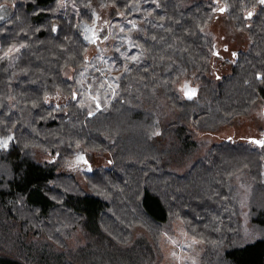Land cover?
Listing matches in <instances>:
<instances>
[{
	"label": "trees",
	"instance_id": "obj_1",
	"mask_svg": "<svg viewBox=\"0 0 264 264\" xmlns=\"http://www.w3.org/2000/svg\"><path fill=\"white\" fill-rule=\"evenodd\" d=\"M4 3L14 8L0 21V139L10 140L0 148V264H160L176 223L199 240L200 264H264V143L194 140L260 101L264 4L105 0L118 11L109 47L89 57L91 0ZM222 5L250 44L218 77L205 29ZM191 77L193 98L177 88ZM95 153H110V166L85 168V186L60 172Z\"/></svg>",
	"mask_w": 264,
	"mask_h": 264
},
{
	"label": "rangeland",
	"instance_id": "obj_2",
	"mask_svg": "<svg viewBox=\"0 0 264 264\" xmlns=\"http://www.w3.org/2000/svg\"><path fill=\"white\" fill-rule=\"evenodd\" d=\"M223 7L217 8L220 10ZM14 5L9 3L0 4V21L10 16L13 12ZM89 11L96 15V23L94 27H83L84 36L87 41L94 42L89 51V57H92L97 52V47L102 50H107L109 45L107 37V23L118 14V11L111 6H107L105 0H91ZM219 13H221L219 11ZM224 13V12H223ZM221 13L206 27L205 33L213 40V68L215 75L224 77L231 73L232 68L238 59L240 51L245 50L250 44L249 35L243 29L236 27L228 15ZM96 41V42H95ZM16 49L11 50L10 54H14ZM73 70L68 69L65 73V78L71 79ZM108 85L113 86L114 81L108 80ZM200 83L189 78L178 84L177 88L183 96L195 97L200 87ZM50 102H63L64 97L57 95L48 98ZM97 109L102 106L94 97ZM236 140L238 142H253L254 139L261 141L264 139V92L260 96V101L246 116L234 118L228 124L220 126L217 130L198 131L194 140L204 142L207 146L214 143H221L226 140ZM9 139H0V148L9 144ZM257 144V143H253ZM204 151V148L202 152ZM110 153L92 154L90 160L79 154V159L75 162L69 161L64 164L59 170L62 173H72L77 176L83 186H85L81 172L85 168L110 166ZM239 184L240 179L238 177ZM242 191L247 189V185H243ZM241 191V192H242ZM263 203V202H262ZM241 207L243 214L241 216L242 226L244 227L245 238H251L253 229L249 219V209L246 202V192L243 191L241 199ZM200 242L196 238L189 235L180 224L176 223L172 229V233H166L163 243V258L160 264H200Z\"/></svg>",
	"mask_w": 264,
	"mask_h": 264
},
{
	"label": "water",
	"instance_id": "obj_3",
	"mask_svg": "<svg viewBox=\"0 0 264 264\" xmlns=\"http://www.w3.org/2000/svg\"><path fill=\"white\" fill-rule=\"evenodd\" d=\"M223 9V11H221ZM221 13H223L225 11V6H223L220 10H219ZM254 141H257V139H254ZM259 142H264V139H262L261 141ZM259 146L263 145V143H257Z\"/></svg>",
	"mask_w": 264,
	"mask_h": 264
},
{
	"label": "snow or ice",
	"instance_id": "obj_4",
	"mask_svg": "<svg viewBox=\"0 0 264 264\" xmlns=\"http://www.w3.org/2000/svg\"><path fill=\"white\" fill-rule=\"evenodd\" d=\"M260 2L262 3V4H264V0H260ZM221 11H223V9L221 10ZM249 15H251V13H249ZM254 143H264V142H259V141H253ZM5 147H7V144H5Z\"/></svg>",
	"mask_w": 264,
	"mask_h": 264
}]
</instances>
